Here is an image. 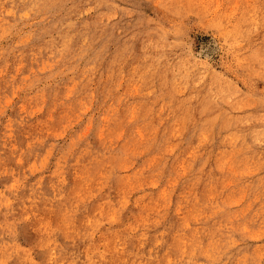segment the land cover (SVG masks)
Wrapping results in <instances>:
<instances>
[{"label":"rangeland","instance_id":"374dc122","mask_svg":"<svg viewBox=\"0 0 264 264\" xmlns=\"http://www.w3.org/2000/svg\"><path fill=\"white\" fill-rule=\"evenodd\" d=\"M51 147L48 167L76 152L65 167L89 163L101 194L126 189L122 221L147 217L165 264L212 222L220 257L189 264H264V0H0V168ZM64 172L46 197L74 190L70 212L90 190Z\"/></svg>","mask_w":264,"mask_h":264},{"label":"bare ground","instance_id":"6f19581e","mask_svg":"<svg viewBox=\"0 0 264 264\" xmlns=\"http://www.w3.org/2000/svg\"><path fill=\"white\" fill-rule=\"evenodd\" d=\"M84 148L91 152L88 145ZM52 151L53 147L42 154H34L32 159L29 158L25 163H21L20 160H18L20 163L14 165L4 162L3 167L0 168V172H5L0 188V264H165L163 258L165 259L167 255L159 258L153 247L143 249L144 242L151 237L149 235L151 227L147 225V217L134 216V220L146 224L143 232L140 231L141 228L135 226L131 218L127 222L122 221V214L128 206V201L125 200L126 189L121 185L114 189L111 185L112 177H109V182L107 180L102 182L103 186L108 185V191L101 194L102 190L97 188L101 183L97 185L95 176L97 171L89 163L85 167L78 164L79 170L73 165L65 167L67 159H78L76 152L71 154L69 151H62L56 164L48 167L45 161ZM27 153L30 155L29 152ZM90 158L94 161L98 157L91 155ZM66 169L72 172L75 187H80L82 181L83 187L86 186L90 190L81 197L85 202L91 201V206L86 207L85 202H77L73 208L71 206L72 211L68 212L63 208L61 210V206L67 200L76 197L74 190L67 194L59 192L53 200L46 197L47 187L59 182L61 175L63 176L61 179L64 180ZM45 171H49V174H44ZM170 175L172 176L171 173ZM120 191L124 192L121 194ZM153 201L155 198L152 197L146 200L149 203ZM149 203L145 205L147 209L150 207ZM48 204H51L50 208ZM29 214L32 215L30 221H28ZM111 217L117 219L118 226L114 229L104 227L101 229L102 235L94 239V230L100 229L99 225L102 221ZM215 225L217 224L212 222V226L207 231L211 234L208 247L196 245L200 238L198 233L195 234L198 242L195 244L191 242L194 244L191 246L192 249L186 251L181 248L183 264L193 261L198 250H210L209 262H214L220 257L222 252H219V247H222L224 239L221 240V236L219 237L216 231H211ZM57 231L66 232L65 240L69 243V250H62L63 244L56 236ZM164 233L167 234V229ZM20 235L25 241H31L30 251L18 239ZM130 237L135 238L133 244L129 240ZM183 238L181 244L186 246V235H183ZM101 244L104 247L102 249H100ZM33 251L36 252V256L32 255Z\"/></svg>","mask_w":264,"mask_h":264}]
</instances>
